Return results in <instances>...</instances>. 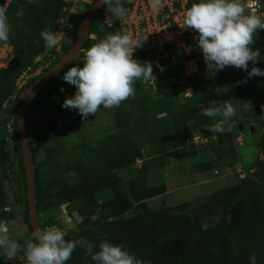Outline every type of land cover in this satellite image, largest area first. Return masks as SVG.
<instances>
[{
	"label": "trees",
	"instance_id": "1",
	"mask_svg": "<svg viewBox=\"0 0 264 264\" xmlns=\"http://www.w3.org/2000/svg\"><path fill=\"white\" fill-rule=\"evenodd\" d=\"M97 1L87 6L85 13L75 22L74 29L70 31L72 43L63 50V57L73 48L85 17ZM113 2H118L123 8L126 5V0ZM197 2L190 0L189 8ZM3 6L4 0H0V8ZM63 7V0H13L7 14H4L9 26V39L0 42V46L15 49L8 66L0 69V113L6 112L5 105L15 98V109L10 111L14 123L13 141L18 146L24 175L25 165L16 122L17 112L23 103L22 96L28 94L31 87L61 59L52 62L40 77L30 79L22 89H18L17 82L35 64L38 56L45 55L47 62L52 60L54 50L45 48L40 32H59L57 21L63 15ZM102 24L103 21L97 18L90 35L93 31L97 33ZM98 36L103 39L104 34L98 33ZM253 39L254 44L250 47L254 50L259 48V58L264 62V30H259ZM202 62H198L201 71L206 67ZM140 63H144L142 59ZM71 67L45 85L33 100L43 93L46 99H50L52 94L59 95L60 89L68 85L62 79L63 74ZM174 67H179L178 63L171 68ZM222 76L220 71L210 69L203 78L205 88L197 91L189 103L178 104L177 107L170 99L151 105L150 99L156 98L157 94L149 93L145 82L134 81V95L124 101L127 109L114 114L113 128L99 138L95 147L90 146L86 154H82L83 151L50 155L40 164L36 161L38 149L30 135V105L26 111V122L35 170L38 217L43 211L78 202L81 221L77 229L64 230L66 241L83 237L93 244L94 250H98L95 245L101 240H108L114 245H122L142 264H249L252 254H255L257 264H264V138L258 143L263 158L257 160L251 176L244 170L245 177H240L235 184L196 201L158 210L150 209L148 203L168 191L165 183L150 185L148 177L151 171L169 165L167 153L170 150L185 146L190 148L192 156L198 154V147L187 144L194 130L204 138L218 137L217 157L223 159L225 155L236 157L238 154L234 131H241L239 125L242 124V129H245L253 122H260L246 111H240V114L235 111L228 122L219 116L209 118L203 114L202 105L205 109L223 106L219 97ZM252 118L253 122L250 121ZM215 124L225 131L219 134L210 132L208 129ZM55 126L59 131L53 147L57 141L77 134L67 119L49 125L50 128ZM178 127H181L180 134H177ZM53 147L48 151H52ZM144 151L148 153L146 160L143 159ZM138 160H143L139 168L135 166ZM4 163L0 150V165ZM212 166L213 163L208 162L202 165V169L211 170ZM231 168L236 170L237 166ZM124 169L132 172L127 183L128 191H124V180L119 175V171ZM105 190L112 192V198L100 202L98 194ZM5 202L6 195L0 187V208L6 207ZM26 205L25 220L32 234L28 198ZM129 212L132 214L127 216ZM216 217L218 220L214 219ZM204 223L209 225L207 230H201ZM85 252V248L78 246L67 264H92ZM6 263V256H0V264Z\"/></svg>",
	"mask_w": 264,
	"mask_h": 264
},
{
	"label": "rangeland",
	"instance_id": "2",
	"mask_svg": "<svg viewBox=\"0 0 264 264\" xmlns=\"http://www.w3.org/2000/svg\"><path fill=\"white\" fill-rule=\"evenodd\" d=\"M116 3L113 2V6ZM106 8L107 6L102 9V12L113 15ZM254 15L264 19V14ZM93 33L98 34L96 31H93ZM90 37L87 45L82 46L75 63L71 64L72 67L82 66L85 50L92 44L102 40L98 35H91ZM14 49L12 46H0V69L8 66L13 57ZM258 59L260 60V58ZM38 63H35L26 71L19 85H24L30 79L42 75L47 68V64H43L40 61ZM35 66L37 67L35 68ZM178 66L156 69V76L157 78L159 77L157 81H154L153 84L150 83L151 80L144 83L149 93L157 94L156 98L150 99L151 105H155L158 101L163 102L170 99L173 101L174 106L177 107L178 104L189 103L197 91H202L205 88L203 78L210 71L206 65L202 71L199 68V64L198 66L196 64V67L192 64L191 67L193 68H190V66L187 68L181 65ZM253 66L264 69V62L260 60L256 65H252L249 62V70ZM197 68L198 72L193 73ZM220 73L223 75L222 85L219 90L222 105L230 103L235 108V111H239V114L240 111H246L260 122H253L254 119L252 118L250 121L253 123L248 128L242 129L240 132L234 131L237 136L235 145L237 146L238 154H236V157L231 155H225L223 159L217 157L219 149L218 137L211 138L205 146L199 145L198 154L195 156H192L190 148L185 146L177 150H170L167 153L169 165L165 168L151 171L148 177L150 185L166 184L167 182L170 194L151 199L149 202L150 209L158 210L187 201H196L214 191L233 185L240 179V175L245 174L244 170L247 175L251 176V173L254 172L255 163L258 159L263 158L258 143L264 138V77L248 78L247 72L235 67H226ZM213 77L216 78V75L214 74ZM245 79H247V83H239ZM74 92V86L67 85L64 92H60L59 95L52 94L50 99H46V94L43 93L30 103V135L33 138L34 146L38 149L36 156L38 164L45 161L50 155L83 151L82 154H86L85 151L90 146L95 147L99 138L113 128L114 114L127 109L123 101L119 107L98 109L95 114L89 115L85 120H82L75 109L68 110L61 107L63 101L71 97ZM201 108L203 111L205 110V106L202 105ZM14 109L15 98H12L10 103L5 105L6 112L0 113V150L5 161V165H0V187L6 195V207L0 208V221L7 223L10 239L20 244L17 256L12 260L7 259L6 264H24L27 262L24 249L32 234L25 220L27 210L25 175L20 165L19 150L16 151L15 149L18 146L13 141L14 123L13 115L10 111H14ZM61 119H67L75 127L77 134L57 141L55 143L57 147H53V141L59 130H57L56 126L55 128H50L49 125L51 122H59ZM181 127H178L177 134L182 132ZM186 127L189 126L187 125ZM185 129H183V132L186 131ZM239 141L242 144H237ZM51 147H53L52 151H48ZM144 156H148L146 151H144ZM143 159L145 158L143 157ZM236 160L237 163L235 164ZM142 162L143 160H138L135 166L141 167ZM208 162L213 163L212 169L204 171L202 165ZM233 165L237 166L236 170L231 168ZM119 175L124 180V191H128L127 181L132 176L131 170H121ZM108 198H112L110 190H105L98 194L100 202ZM79 206L78 202H74L41 212L39 214V223L42 225V230L53 226L61 228L63 231L77 229L81 221L78 217ZM131 214L132 212H129L127 216ZM2 255L5 256L3 250H0V256Z\"/></svg>",
	"mask_w": 264,
	"mask_h": 264
},
{
	"label": "clouds",
	"instance_id": "3",
	"mask_svg": "<svg viewBox=\"0 0 264 264\" xmlns=\"http://www.w3.org/2000/svg\"><path fill=\"white\" fill-rule=\"evenodd\" d=\"M99 4L107 6L106 10L116 18L122 19L125 15V9L118 2L113 6V0H99ZM151 6L157 8L159 0H152ZM182 22L184 29L196 33L194 39L208 69L219 72L226 67H235L247 72L248 78L264 77V69L253 66L249 70V62L252 65L260 62L259 48L254 50L250 46L254 44V35L264 30V19L250 12L245 14L240 0H198L186 10ZM40 38L46 49L56 47L61 41L59 34L48 30L41 31ZM8 39L7 18L0 13V42ZM140 46L141 42L119 33L109 34L92 44L84 52L82 66H73L63 74V81L74 86L75 92L63 101L61 107L75 109L82 120L101 107H119L134 95V81L147 82L154 77L151 64L133 59L134 50ZM239 83H247V79ZM60 92L63 93L64 89L61 88ZM203 114L209 118L219 116L228 122L234 117L235 108L225 103L220 108L209 107ZM208 130L217 134L225 131L219 124ZM214 219L218 220V217ZM208 227L204 223L201 230ZM65 235V231L54 226L33 232L24 249L27 264H67L78 246L86 249L85 255L91 258L92 264H142L122 245L101 240L95 245L98 250H94L93 244L83 237L66 241ZM0 250L8 260L14 259L20 250V244L10 239L4 221H0ZM249 264H257L255 254L249 256Z\"/></svg>",
	"mask_w": 264,
	"mask_h": 264
},
{
	"label": "built area",
	"instance_id": "4",
	"mask_svg": "<svg viewBox=\"0 0 264 264\" xmlns=\"http://www.w3.org/2000/svg\"><path fill=\"white\" fill-rule=\"evenodd\" d=\"M95 0H63V15L57 21L60 43L52 48L54 55L51 61H46L45 55H40L35 59L47 64V68L52 62L63 59V50L69 46L72 41L70 31L74 29L75 22L85 13L87 6L92 5ZM190 0H159V6L153 8L152 0H126L124 6L125 15L123 18H116L113 15L105 13L103 24L97 29V33H103V39L109 34L119 33L127 34L134 41L141 42V46L133 52V59L152 65V75L150 83L157 81L156 69L162 67H172L174 64L183 67H191L192 64L198 66L202 59L201 50L197 47L194 33L192 30L184 29L183 17L189 8ZM13 0H4V6L0 8V13L7 14L8 6ZM245 8V14H264V4L261 0H240ZM98 35V34H93ZM73 40V39H72ZM197 62V63H196ZM30 69V68H29ZM198 68L193 71L197 73ZM26 73V72H25ZM18 89L24 85H19ZM187 74V73H186ZM156 90V88H154ZM239 140V139H238ZM210 139L202 137L197 131H193L191 138L187 141L199 148L208 144ZM241 142H237L240 144ZM242 144V143H241ZM241 178L245 177L240 175ZM71 230V229H70Z\"/></svg>",
	"mask_w": 264,
	"mask_h": 264
},
{
	"label": "water",
	"instance_id": "5",
	"mask_svg": "<svg viewBox=\"0 0 264 264\" xmlns=\"http://www.w3.org/2000/svg\"><path fill=\"white\" fill-rule=\"evenodd\" d=\"M103 7L104 6L102 4H99V0L93 5L91 11L85 17L81 25V30L78 34L77 40L71 51L68 53V55H66L63 59H61L58 62V64H56L45 75H43L38 80V82L31 87L28 94L22 96L23 103L20 106L16 115L17 128L20 136V146L22 149V156L25 165L27 198H28L29 212H30L33 232L37 230H42V228L39 223V217L37 212L35 170L32 160L31 147H30V141H29V135L27 129L26 111L28 106L33 101L35 96L40 92V90L45 85H47L51 80H53L56 76H58L61 72H63L67 67H69L78 57V54L82 49V46L84 45L90 34V30L96 18L100 20L104 19L105 15L101 12ZM239 126H240L239 129L242 130V124H240ZM15 149L16 151L18 150L17 147Z\"/></svg>",
	"mask_w": 264,
	"mask_h": 264
},
{
	"label": "crops",
	"instance_id": "6",
	"mask_svg": "<svg viewBox=\"0 0 264 264\" xmlns=\"http://www.w3.org/2000/svg\"><path fill=\"white\" fill-rule=\"evenodd\" d=\"M147 152V151H146ZM145 157V156H144ZM146 159H148V156L147 157H145V160ZM139 168V167H138ZM127 170V169H126ZM129 179H130V177L128 178V181H129ZM127 181V182H128ZM166 185H167V189H168V192L165 194V196H168L169 194H170V190H169V184L166 182ZM157 198H159V197H157ZM150 202V200L148 201V203Z\"/></svg>",
	"mask_w": 264,
	"mask_h": 264
},
{
	"label": "flooded vegetation",
	"instance_id": "7",
	"mask_svg": "<svg viewBox=\"0 0 264 264\" xmlns=\"http://www.w3.org/2000/svg\"><path fill=\"white\" fill-rule=\"evenodd\" d=\"M103 14L105 15V13H103ZM98 15H99V14H98ZM96 19H97V18H96ZM104 19H105V17H104ZM104 19H103L102 21H104ZM89 35H90V34H89ZM90 36H91V35H90ZM90 36L88 37V39L86 40V42L89 40V38H91ZM86 42H85V43H86ZM78 55H79V54H78ZM76 59H77V58H76Z\"/></svg>",
	"mask_w": 264,
	"mask_h": 264
}]
</instances>
